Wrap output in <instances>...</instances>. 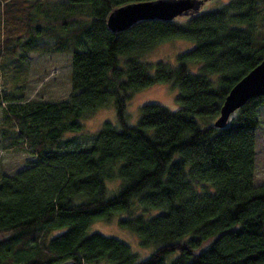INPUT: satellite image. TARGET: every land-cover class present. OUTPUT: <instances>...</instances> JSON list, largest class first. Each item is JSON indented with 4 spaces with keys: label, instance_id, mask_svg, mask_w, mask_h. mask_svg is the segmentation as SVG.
<instances>
[{
    "label": "trees",
    "instance_id": "trees-1",
    "mask_svg": "<svg viewBox=\"0 0 264 264\" xmlns=\"http://www.w3.org/2000/svg\"><path fill=\"white\" fill-rule=\"evenodd\" d=\"M68 1L50 13L41 0H0V66L9 60L23 73L15 52L22 46L68 51L72 65L67 100L5 98L4 114L34 158L0 175V264H166L183 242L170 264H264V183L254 181L264 94L225 127L213 126L225 95L264 58V39L252 30L264 0L140 20L116 33L107 28L108 14L138 0ZM174 38L194 42L175 65L143 60ZM161 82L177 88L179 108L145 103L129 125L132 92ZM111 99L116 123L104 121L86 146H62L70 141L65 134L83 128L80 119ZM114 177L118 191L109 196L106 182ZM116 212H126L120 225L157 252L138 259L119 238L87 233Z\"/></svg>",
    "mask_w": 264,
    "mask_h": 264
},
{
    "label": "rangeland",
    "instance_id": "rangeland-1",
    "mask_svg": "<svg viewBox=\"0 0 264 264\" xmlns=\"http://www.w3.org/2000/svg\"><path fill=\"white\" fill-rule=\"evenodd\" d=\"M43 5L41 10H46L50 13L63 10L64 4L69 2L68 0H41ZM231 0H207L201 10L210 11V9H219L223 6H227ZM260 11L256 17L255 25L253 26V32L259 34V39H264V3L259 5ZM40 10V11H41ZM82 10H86L83 7ZM83 46V44H81ZM80 46V47H81ZM194 46L193 41H188L184 38L171 39L167 42H161L159 45L152 49L149 54L143 57V60L147 63H158L160 60L166 61L167 64L175 65L178 60L177 56L183 52L188 51ZM22 46L15 50L17 56H23V66L26 68L23 73L18 71L17 67H14L13 62L7 60L2 66H0V175L13 173L17 170L23 169L28 165L29 158H34V153L30 145L25 141L23 147L20 146L21 138L18 137V133L22 132L14 123H11L8 117L4 114L5 106L11 101L19 102L21 104L25 102L35 101H56L67 100L70 94L71 67L70 57L68 51L59 52L54 51L52 53L46 51L38 53L24 49ZM198 65L196 63L190 64L191 70L197 71ZM154 68H151L153 71ZM177 88L167 82H161V84H153L150 87H143L138 91H133L131 96L127 100L126 111L129 115L128 124H137L140 114V107L145 103L155 102L157 104H163L171 112L179 108V102L177 101ZM13 99L11 101L5 100V98ZM9 102V103H8ZM12 104V103H11ZM115 105L113 99L107 106L99 107V109L89 112L81 120L82 129L74 132L69 131L65 134L67 139L70 138L68 145L64 144L63 147L80 148L86 146L92 140V134L100 130L102 123L105 122H117V115L115 111ZM257 112V118L259 119L258 132L256 133V143L254 156V181L256 184L261 185L264 183V104L260 105ZM119 179L114 177L110 182H106L108 189V195H113L118 191ZM136 211H139V207L135 206ZM153 213H155L153 211ZM127 216V213L116 212L109 220H95L92 225L87 229V233L92 234L94 232H100L103 235H110V237L119 238L122 242L128 243L138 259H146L152 253L157 252L159 247L149 245L142 246L141 241L135 232L129 228H125L120 225V221ZM57 232V231H54ZM186 243H180V245L173 246L174 250L166 256V264H170L172 259L178 253V249ZM104 264V263H100Z\"/></svg>",
    "mask_w": 264,
    "mask_h": 264
},
{
    "label": "water",
    "instance_id": "water-1",
    "mask_svg": "<svg viewBox=\"0 0 264 264\" xmlns=\"http://www.w3.org/2000/svg\"><path fill=\"white\" fill-rule=\"evenodd\" d=\"M206 0H138L127 2L125 5L116 6L106 18L107 28L116 33L125 31L131 25L140 20L163 19V21L175 20L179 16L198 14ZM264 94V58L255 67L249 70L243 78L237 80L232 89L225 95L220 113L213 126L225 127L229 118L239 107H242L250 98ZM54 264H75L73 260L55 262Z\"/></svg>",
    "mask_w": 264,
    "mask_h": 264
},
{
    "label": "flooded vegetation",
    "instance_id": "flooded-vegetation-1",
    "mask_svg": "<svg viewBox=\"0 0 264 264\" xmlns=\"http://www.w3.org/2000/svg\"><path fill=\"white\" fill-rule=\"evenodd\" d=\"M205 2H207V0Z\"/></svg>",
    "mask_w": 264,
    "mask_h": 264
}]
</instances>
